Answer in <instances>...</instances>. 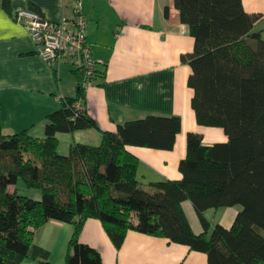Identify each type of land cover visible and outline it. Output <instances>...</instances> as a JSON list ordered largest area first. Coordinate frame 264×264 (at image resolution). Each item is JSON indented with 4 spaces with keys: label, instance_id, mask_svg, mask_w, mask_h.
Masks as SVG:
<instances>
[{
    "label": "trees",
    "instance_id": "16d2710c",
    "mask_svg": "<svg viewBox=\"0 0 264 264\" xmlns=\"http://www.w3.org/2000/svg\"><path fill=\"white\" fill-rule=\"evenodd\" d=\"M11 3L2 0V9L19 22ZM175 7L195 40L181 61L192 69L197 123L223 129L228 141L207 146L201 134L189 133L183 178L152 183L147 191L128 147L173 150L180 117L149 115L104 131L85 110L83 73L73 69L77 95L47 117L43 139L28 130L5 135L0 88V264H52L36 242L51 220L73 226L66 264H103L81 241L91 218L101 221L117 249L135 231L205 253L208 264H264V39L255 30L263 16L246 12L243 0H175ZM28 10L43 15L34 4ZM89 129L101 134L99 145L75 142L68 154L59 152V133ZM20 180L40 191V199L20 195ZM184 201L193 204L203 233L194 232ZM235 206L242 210L230 229L213 227L205 216Z\"/></svg>",
    "mask_w": 264,
    "mask_h": 264
},
{
    "label": "crops",
    "instance_id": "0c3cea01",
    "mask_svg": "<svg viewBox=\"0 0 264 264\" xmlns=\"http://www.w3.org/2000/svg\"><path fill=\"white\" fill-rule=\"evenodd\" d=\"M87 18L88 43L98 62V78L85 90L84 108L104 131L149 115L182 120L171 151L129 146L139 159L138 181L147 191L152 183L181 180L180 162L187 155V136L197 133L203 143H225L221 128L200 126L192 108L194 91L188 86L192 73L181 57L194 51L195 40L188 26L180 21L175 0H81ZM34 4L52 22L70 20L75 0H12L15 12ZM250 14H262L256 26L264 39V0H243ZM169 15L166 16V9ZM70 64L52 66L39 54L38 46L26 26L2 9L0 0V88L3 133L13 135L28 130L36 138L45 137L47 117L59 110L63 99L76 97L77 89ZM59 152L68 154L72 143L99 145L101 134L95 129L74 134L59 133ZM16 189V187H13ZM35 199H40L37 194ZM182 208L196 234L204 232L190 201ZM242 207L210 209L205 216L213 227L230 229ZM73 226L56 220L47 223L36 242L50 253L52 264H66L68 242ZM264 235V233H263ZM81 241L96 249L103 264H208L205 253L189 247L129 231L117 249L98 219L87 220ZM22 264H37L26 260Z\"/></svg>",
    "mask_w": 264,
    "mask_h": 264
},
{
    "label": "built area",
    "instance_id": "2783aa9c",
    "mask_svg": "<svg viewBox=\"0 0 264 264\" xmlns=\"http://www.w3.org/2000/svg\"><path fill=\"white\" fill-rule=\"evenodd\" d=\"M18 18L31 33L44 60L55 67L70 64L81 70L85 90L94 85L99 72L98 62L88 43V21L81 0H75L74 15L70 20L52 22L31 10L19 12ZM75 107L83 109V101L79 100Z\"/></svg>",
    "mask_w": 264,
    "mask_h": 264
},
{
    "label": "rangeland",
    "instance_id": "374dc122",
    "mask_svg": "<svg viewBox=\"0 0 264 264\" xmlns=\"http://www.w3.org/2000/svg\"><path fill=\"white\" fill-rule=\"evenodd\" d=\"M17 189L20 195H24L30 198H33L37 194H40V191L28 188L23 180L19 181Z\"/></svg>",
    "mask_w": 264,
    "mask_h": 264
}]
</instances>
